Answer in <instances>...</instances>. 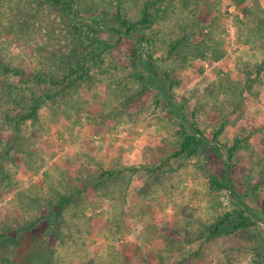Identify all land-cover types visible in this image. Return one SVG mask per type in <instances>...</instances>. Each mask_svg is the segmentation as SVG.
I'll use <instances>...</instances> for the list:
<instances>
[{"label": "rangeland", "instance_id": "374dc122", "mask_svg": "<svg viewBox=\"0 0 264 264\" xmlns=\"http://www.w3.org/2000/svg\"><path fill=\"white\" fill-rule=\"evenodd\" d=\"M151 2L152 29L108 32L112 49L92 70L94 84L68 95L51 83V59L72 43L83 51L93 34L78 44L44 0H0V264H264V211L256 226L200 238L243 202L262 212L264 33L247 36L264 24V0H246L247 12L235 0H78L76 8L85 24L96 17L125 32L118 12L137 22ZM48 95L34 119L20 120ZM192 124L223 147L176 160ZM227 167L240 200L212 187L210 174L221 178ZM84 189L78 207L59 214L58 201Z\"/></svg>", "mask_w": 264, "mask_h": 264}, {"label": "trees", "instance_id": "16d2710c", "mask_svg": "<svg viewBox=\"0 0 264 264\" xmlns=\"http://www.w3.org/2000/svg\"><path fill=\"white\" fill-rule=\"evenodd\" d=\"M46 3L57 7L62 20L69 24L71 27L70 31L66 33L68 36H76V40L78 44L83 43L84 39H89V34H93V39L88 46L83 48V51H75L70 49L71 47H75L74 43H70L71 45L63 46L61 51L66 52L65 54L56 53V55L51 59L57 66V71H52L50 74V80L52 85H57L60 87L61 93H71L73 88H77L81 84L87 85L88 88H91L94 84L93 81V73L92 70L99 67L104 63V56L110 49H112V44L107 40L108 32L113 33L114 35H126L135 37V33L139 27H142L146 30L152 29L153 25L156 23V17L150 14V7L156 5V3H149L145 5L141 12V19L137 22H131L129 19L123 17L122 12L119 11L117 14V21L119 23V27L125 29V32L122 30H118L115 28H109L102 24L96 17H93L92 25L85 24L82 22L80 18V10L76 8L78 4V0H44ZM237 3V7L242 8L245 12L249 11L246 7V0H235ZM102 26V27H101ZM264 33V24L258 25L254 28L250 29V33L247 36V41H250V37H258V35H262ZM77 34V35H76ZM144 43H151V39L147 37L142 38ZM67 48V49H66ZM143 65L148 64V60H143L141 62ZM7 73L11 72L10 68H4ZM151 78H156L158 73L153 71ZM52 96L48 95L45 98H35L33 105L31 106V112L28 114H22L20 116L21 121H26L28 119H34L37 115L38 109L46 102V100H51ZM167 106L172 111L174 107L173 99H169L167 102ZM183 113L184 118L187 119L186 114L183 108H178L175 113ZM194 127V128H193ZM199 128H196L194 124H192V128L185 127L183 132V141L180 145L179 150L175 152L173 157L176 160H179L181 156H188L190 158L198 157L201 154V151L205 147L210 146L211 143H214L216 147H223L217 141L218 134L214 135V139L211 141L205 134L200 132ZM213 145V144H212ZM237 146L228 149V153L230 156H233L234 151L237 150ZM218 150V149H216ZM219 151V150H218ZM107 179L113 180L115 177L114 172H107ZM99 179V184L107 183L104 180V177ZM211 184L213 189L216 190H227L232 197L241 199L240 194L235 189V184L233 177L231 176V169L228 167L223 170L221 178H218L214 174H210ZM98 187V184L93 187L95 189ZM90 190L84 189L82 191L78 190V192H71L69 197H64L58 201V211L59 214H63L64 211H69L78 207L79 203L82 202V194H85ZM85 196V195H84ZM246 201V200H245ZM33 204H38L43 206V202L40 200L31 201ZM246 207L241 210L239 213H231L227 212L221 217L217 218L214 223L210 224L205 228V232L200 235V238H204L205 240H212L216 238H221L225 236H229L235 234L239 230L247 229L252 226H256L258 222L262 221L263 211H264V200L261 204L262 212L261 214H256L254 210L248 206L245 202H243ZM54 226V224H52ZM13 237H9L10 239ZM9 240H5L8 242Z\"/></svg>", "mask_w": 264, "mask_h": 264}]
</instances>
